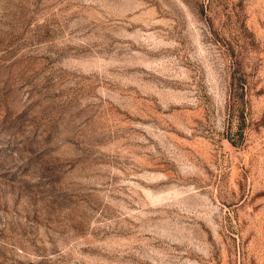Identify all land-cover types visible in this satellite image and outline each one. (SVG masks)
<instances>
[{
	"label": "rangeland",
	"instance_id": "obj_1",
	"mask_svg": "<svg viewBox=\"0 0 264 264\" xmlns=\"http://www.w3.org/2000/svg\"><path fill=\"white\" fill-rule=\"evenodd\" d=\"M0 264H264V0H0Z\"/></svg>",
	"mask_w": 264,
	"mask_h": 264
}]
</instances>
